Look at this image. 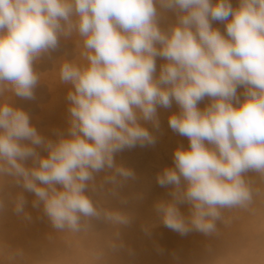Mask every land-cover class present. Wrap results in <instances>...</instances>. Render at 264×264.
<instances>
[{
	"label": "clouds",
	"instance_id": "9594fccd",
	"mask_svg": "<svg viewBox=\"0 0 264 264\" xmlns=\"http://www.w3.org/2000/svg\"><path fill=\"white\" fill-rule=\"evenodd\" d=\"M157 6L176 15L167 29ZM213 21L226 22L224 32ZM73 38L78 55L61 58L56 69L58 82L71 85L69 127L54 130L52 140L9 94L34 100L41 83L35 63ZM157 58L165 61L159 72ZM173 103L179 111L168 126L189 144L174 150V167L157 174V184L171 190L154 209L181 236L218 238L220 225H231L227 213L255 215L264 204V0H238L237 7L232 0H0V214L8 183L23 189L9 196L25 220L32 219L29 192L60 238L80 241L101 220L112 229L107 247L122 248L120 229L131 216L88 191L97 190L101 172L109 174L99 187L111 185L113 193L135 179L116 154L155 145L147 125L159 130L158 109ZM89 257L86 264H105L104 248ZM0 264H27L23 249L0 244Z\"/></svg>",
	"mask_w": 264,
	"mask_h": 264
},
{
	"label": "rangeland",
	"instance_id": "374dc122",
	"mask_svg": "<svg viewBox=\"0 0 264 264\" xmlns=\"http://www.w3.org/2000/svg\"><path fill=\"white\" fill-rule=\"evenodd\" d=\"M233 7L238 0H232ZM158 7L159 22L162 29H167L176 20L173 11ZM226 22L213 21V27L225 30ZM75 38L61 41V47L38 60L34 67L41 73V83L35 90L34 100H25L12 94L10 103L26 111L30 122L38 132L49 139L56 140L54 130L67 132L69 127L67 92L71 85L58 82L56 69L61 58L75 59ZM165 61L157 58V72ZM244 91L238 89V95ZM243 97L241 96V99ZM209 99L205 98L199 107L203 109ZM173 103L170 109H158L160 129L154 130L147 125L157 137L155 145L125 149L116 154V161L134 170L135 179L125 181L116 188L115 193L109 191L111 185L100 188L99 185L108 172L96 174L97 190H89L88 194L102 206L117 208L128 213L132 221L120 229V240L123 247L111 250L107 241L112 236V229L101 220H93V231L80 241L71 238H60L44 215L42 206L33 208L34 194L23 192L27 204L25 211L32 217L25 220L22 215L13 211L11 197L23 189L5 184L3 195L6 209L0 214V244L12 248L23 249L27 264L42 260H66L67 264H86L89 254L101 248L105 251V264H262L264 261V204L257 205L255 215L249 213H227L232 218L231 225L223 228L218 238L205 237L198 232L185 236L164 227L154 204L161 199H169V187H160L156 176L165 167H174L173 153L179 146L188 147L189 141L173 132L168 126V117L178 112ZM42 156L47 153L38 148ZM31 160L27 164L31 166ZM253 175V174H249ZM181 211L188 213V206L181 205ZM145 229H148L146 232ZM49 236L53 239L50 240ZM209 246L214 251L209 255Z\"/></svg>",
	"mask_w": 264,
	"mask_h": 264
}]
</instances>
